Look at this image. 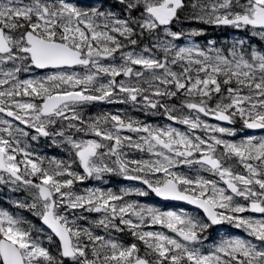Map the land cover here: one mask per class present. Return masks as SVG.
Returning <instances> with one entry per match:
<instances>
[{
	"label": "snow or ice",
	"instance_id": "obj_1",
	"mask_svg": "<svg viewBox=\"0 0 264 264\" xmlns=\"http://www.w3.org/2000/svg\"><path fill=\"white\" fill-rule=\"evenodd\" d=\"M117 6L0 0V188L23 193L12 206L42 225L0 207V264H264V137L236 127L264 130V48L180 46L201 31L174 30L196 21L264 40V0ZM113 101L168 123L86 115ZM41 139L67 159L37 152ZM109 174L145 187H77ZM149 191L198 211L131 199ZM218 225L250 239L208 246Z\"/></svg>",
	"mask_w": 264,
	"mask_h": 264
},
{
	"label": "rangeland",
	"instance_id": "obj_2",
	"mask_svg": "<svg viewBox=\"0 0 264 264\" xmlns=\"http://www.w3.org/2000/svg\"><path fill=\"white\" fill-rule=\"evenodd\" d=\"M113 103H117V104H123V103H121V102H119V101H113ZM125 104V103H124ZM128 105V107H130V108H132L131 109V111L128 113V114H132L134 111H137L139 108H137V107H134L133 105H131V104H127ZM86 115H87V113H86ZM156 115V114H155ZM158 115V114H157ZM156 115V116H157ZM139 116H138V114H136V116L134 117V119H137V120H140V121H143V122H148V121H144V119H140V118H138ZM161 123H168V121L167 120H164V121H161ZM152 124H155L154 122L152 123ZM177 127H181L182 129H183V126H181V125H176ZM240 132V131H239ZM253 136H256L257 138H260V137H264V134H259V135H253ZM239 138H242V136H239V137H237V139H239ZM135 196H137V195H133V197H135ZM188 212L189 213H196L197 212V210H188ZM229 227H233V228H235L234 226H230V225H228ZM220 232V234H221V236L222 235H224V231L222 230V231H219ZM240 234V233H239ZM227 237H240V238H245L244 236H242L241 234L240 235H238V234H233V235H231V236H225L224 238H227ZM245 239H247V238H245ZM220 240H218V241H213L212 242V244L211 245H214L215 243H218Z\"/></svg>",
	"mask_w": 264,
	"mask_h": 264
},
{
	"label": "flooded vegetation",
	"instance_id": "obj_3",
	"mask_svg": "<svg viewBox=\"0 0 264 264\" xmlns=\"http://www.w3.org/2000/svg\"><path fill=\"white\" fill-rule=\"evenodd\" d=\"M186 24H188V23H186ZM188 25H190V24H188ZM45 73H41V75H44ZM41 140H43V139H41Z\"/></svg>",
	"mask_w": 264,
	"mask_h": 264
}]
</instances>
